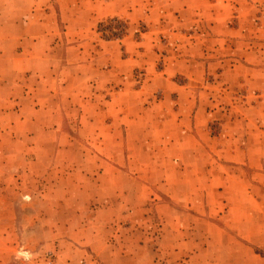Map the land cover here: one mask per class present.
Listing matches in <instances>:
<instances>
[{
	"label": "rangeland",
	"instance_id": "374dc122",
	"mask_svg": "<svg viewBox=\"0 0 264 264\" xmlns=\"http://www.w3.org/2000/svg\"><path fill=\"white\" fill-rule=\"evenodd\" d=\"M40 1L42 56L0 45V264H264V0Z\"/></svg>",
	"mask_w": 264,
	"mask_h": 264
},
{
	"label": "crops",
	"instance_id": "0c3cea01",
	"mask_svg": "<svg viewBox=\"0 0 264 264\" xmlns=\"http://www.w3.org/2000/svg\"><path fill=\"white\" fill-rule=\"evenodd\" d=\"M18 1H19V4L18 5L16 4V6H13V5H11V0H0V26L2 25V23L11 22L12 16H14V23L16 25H19V29L17 32H13V33H10L7 35L6 34L4 35L3 33H1V30H0V41H1L0 45H2V43L5 42L4 40L12 38V41L8 42L6 44L9 46V49H10V46L12 44H14V46L16 44H18V46H22L21 49L19 47H14V50L12 49L11 52L14 55H18V54L23 55L24 58L22 59V62L26 63L27 59L25 58V56H34V55H40V57L42 56V51H38V43L42 39H44V38H49L50 40H52L53 38H54V40L57 39V35H54V33H52V32L45 31L43 28V25L44 24L46 25L48 18H50V23H53L54 14H55V16L58 17V15H57L58 11L55 7H53V5L50 6L49 10L45 11L43 9V2H41L40 0H18ZM154 1L155 0H146L145 6H148L149 4L154 5L153 4V3H155ZM15 2H16V0H15ZM122 2H123V0H111V3H113L116 6L122 5L123 4ZM137 4H138V1L134 0L128 4L126 3L125 5H122L120 7H122L121 9H123V8L124 9L125 8L135 9V7L138 6ZM11 7L14 8L13 15L11 14V9H10ZM57 8H59V7L57 6ZM43 10H44V12H43ZM126 10H128V9H126ZM120 12H121V10H120ZM57 17H56V19H57ZM8 18H10V19H8ZM68 35H69V33H67V37H69ZM144 41L146 42L147 40L144 39ZM6 44H4V45H6ZM56 45L58 46V41H57ZM57 46H53V42H51L49 49H48V52L50 54H47V53L46 54L53 56V52H54V56L57 55V53H58ZM76 50L77 49L74 46H70V47L68 46L66 48V51L68 52L69 57L73 56V54ZM78 51H79L78 54H81V53L85 54L86 53V49L81 50L80 48H78ZM147 52H149V47H146L145 54H147ZM0 54H1V52H0ZM130 56H132V58L128 59ZM68 61L70 62L68 64V68L76 71V68H78V65H76L75 63H72L73 61H70L69 59H68ZM143 62H146V60H144L142 57H139L138 55H136V53H131V54L128 53L126 63L124 64L122 62L120 65L121 68H119L118 71L125 72L126 76L131 75V73H133V71H134V68ZM18 63H19L18 59L15 58L14 64L17 66ZM130 63L133 65H129ZM146 68H149V67L147 66ZM113 69H115V67H113ZM102 71L107 72V69H104ZM83 77L86 80H90L89 75L83 74ZM41 81L42 80L38 81V84H36L34 89L36 90V94L42 96L43 95V93H42L43 87H42ZM133 84L134 83L131 82L130 87L128 89H124V90L120 91L119 93H122V94L127 93L129 95L136 96V94H138V87L133 86ZM137 101L138 100H136L135 102H137ZM196 120H198L197 117H196ZM58 242H59L58 244H61V242L63 243V240L62 239L58 240ZM69 248H70V246H68L67 244H64L63 250L60 248L61 249L60 251L66 252V250ZM71 262H72V260H71ZM71 262H69V259H57L56 260L57 264H70Z\"/></svg>",
	"mask_w": 264,
	"mask_h": 264
}]
</instances>
